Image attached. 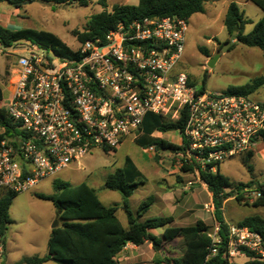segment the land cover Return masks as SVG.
<instances>
[{
	"label": "built area",
	"instance_id": "1",
	"mask_svg": "<svg viewBox=\"0 0 264 264\" xmlns=\"http://www.w3.org/2000/svg\"><path fill=\"white\" fill-rule=\"evenodd\" d=\"M188 30L189 19L177 16L121 22L104 38L85 40L71 59L30 42H22L26 49L8 48L16 63L2 108L14 134L0 137V190L27 192L94 150L115 152L142 134L149 113L171 121L186 116L176 132L180 149L171 155L180 167H192L198 181L200 171L215 172L228 159L263 149L264 101L197 90L179 69ZM243 193L262 196L257 188ZM204 210L214 214L213 202ZM220 231L216 222L206 233L211 244L204 264L218 255ZM246 251L264 257L263 238L229 225L224 258L234 264Z\"/></svg>",
	"mask_w": 264,
	"mask_h": 264
},
{
	"label": "rangeland",
	"instance_id": "2",
	"mask_svg": "<svg viewBox=\"0 0 264 264\" xmlns=\"http://www.w3.org/2000/svg\"><path fill=\"white\" fill-rule=\"evenodd\" d=\"M138 3L139 0H88L87 6H81L79 3L56 5L45 0H35L24 4L20 9H15L7 3H0V26L10 30L30 28L51 32L73 51H77L87 39L85 35L93 16L111 13L114 6H136ZM231 3L238 4L245 16L252 21L246 25L245 34L250 33L254 25L263 17L262 10L246 0L216 2L208 0L205 4V12L195 14L189 19V30L179 69L190 76L197 90L224 93L231 87L245 86L255 78L264 76L263 52L259 48L248 47L241 43L233 45L235 41L224 27V19ZM226 43H228L227 47H225ZM16 47L26 49V45L22 43ZM199 47L208 48L212 57L219 53L220 56L212 67L208 66L211 58H206L199 51ZM223 48H226L224 52ZM9 50L0 45V85L4 90L5 98L12 90L10 74L7 75L6 71L10 73L16 63V58L8 55ZM205 75L207 81L204 84ZM251 96L258 101H264V86ZM4 104L6 101H2L0 107ZM155 137L176 146L181 143V136L176 132L155 134ZM171 154L167 149H161L158 154H151L147 149L138 146L130 137L115 152L94 150L79 163L72 164L27 192L18 193L9 211L12 224L2 239L4 244L0 243V264L4 260L7 264H25L26 260L47 253L49 234L53 224L58 220L53 203L39 199L37 195L53 196L54 182L57 180L70 186L86 183L95 189L98 198L105 206L121 204L122 195L104 188V184L109 174L124 166L127 157L134 162L141 173V179L145 182L129 198L132 211H137L142 202L151 199L152 208L147 211L146 217L160 215L175 217L177 227L193 226L200 221L211 230L217 221L214 214L204 210V206L212 202L211 193L193 173L180 172V166ZM242 158L236 156L226 160L221 166L222 173L235 183L254 181V188L259 189L258 185L264 188V146L252 155L249 162L253 168L252 172L247 170ZM161 175H164V179H161ZM189 182L199 186H188ZM159 192L166 194L169 200L168 203L164 202L166 206L162 209L161 202H154ZM242 197L241 202L235 198H232L226 206L224 205L227 201L224 202L223 215L226 222L234 224V221L252 215L264 218V206H254L256 198L249 193H243ZM117 215L124 226L126 224L124 210L119 209ZM159 231L160 229L155 231L158 236ZM152 246L149 244L148 248L153 250L154 246ZM146 249L140 248V250ZM184 250L182 240L176 238L164 246L162 253L166 256L159 261L166 264L169 261L172 264L182 256ZM247 260L248 258L245 257H237L233 259V263L243 264ZM43 264L57 263L52 261Z\"/></svg>",
	"mask_w": 264,
	"mask_h": 264
},
{
	"label": "trees",
	"instance_id": "3",
	"mask_svg": "<svg viewBox=\"0 0 264 264\" xmlns=\"http://www.w3.org/2000/svg\"><path fill=\"white\" fill-rule=\"evenodd\" d=\"M35 0H0L15 9H20L24 4ZM47 2L61 5L79 3L87 6L88 0H45ZM208 0H139L138 5L114 6L111 13H102L93 16L88 24L85 37L88 39L104 38L109 30L115 28L121 22H130L143 18H165L177 16L190 19L195 14L205 12V4ZM260 8L263 12L262 19L257 22L252 31L245 34L246 25L252 23L236 3L228 6L224 19V27L227 33L235 41L233 45L241 43L248 47L259 48L264 56V0H246ZM22 42H30L43 49L52 51L62 58H75L77 52L73 51L58 36L51 32L24 28L10 30L0 26V45L11 48ZM84 42V41H83ZM232 45V46H233ZM199 51L206 57L212 58V54L206 47H199ZM9 75V71H6ZM207 81L204 76L203 83ZM264 86V76L255 78L250 84L241 87H231L229 93L251 95L260 87ZM5 93L0 86V102ZM186 124V116L171 121L160 115L149 113L145 116L141 131L142 134L134 142L143 149L155 145L158 150H179L180 147L168 141L153 137L154 133L166 134L170 132H182ZM0 128L4 133L0 136L8 137L14 134L13 126L8 118L7 112L0 107ZM264 140V131L262 133ZM252 153L243 157L242 161L249 172L253 171L249 164ZM180 172L193 173L189 166L180 167ZM200 179L212 194V202L215 207V219L220 224V236L222 244L218 255L212 259L210 264H228L224 258L226 244L228 241V223L223 215V204L230 198L242 201L243 191L254 188V181L249 183H235L222 174L221 168L215 172L209 169L200 171ZM144 184L141 173L134 162L127 157L122 168L116 169L109 174L105 180L104 188L119 192L122 195V206L128 220V227L124 228L117 219L118 206H105L98 198L95 189L81 183L70 186L61 181L54 182L55 194L50 197L37 195L39 199L51 201L56 209L58 226L52 229L48 243L47 254L42 257H34L26 260L25 264H43L53 261L57 264H119L118 255L123 248L132 243L142 246L145 242L157 246L166 245L176 238H180L184 244V253L174 260L172 264H204L211 240L207 236L209 228L202 222L193 226L177 227L171 226L173 217H148L145 214L151 205V199L142 202L136 212L130 209L129 198ZM262 196L257 199L254 206H264V188L258 185ZM18 193L10 190H0V243L7 230L12 224L10 218V207L13 199ZM247 227L261 235L264 240V218L252 215L244 218L238 224ZM165 229L163 236L158 239L151 231ZM3 243V242H2ZM4 244V243H3ZM248 261L243 264H264V257L253 252H245ZM157 264H166L158 261ZM168 264L169 263L168 261Z\"/></svg>",
	"mask_w": 264,
	"mask_h": 264
},
{
	"label": "crops",
	"instance_id": "4",
	"mask_svg": "<svg viewBox=\"0 0 264 264\" xmlns=\"http://www.w3.org/2000/svg\"><path fill=\"white\" fill-rule=\"evenodd\" d=\"M213 2H216L217 0H212ZM1 86V85H0ZM2 102V101H1ZM0 102V103H1ZM156 134H161V133H156ZM222 172V171H221ZM223 174V173H222ZM229 178V177H228ZM161 179H164V175H161ZM144 184H145V182H144ZM143 184V185H144ZM142 185V186H143ZM197 184H195V186H196ZM199 186V185H198ZM141 187V186H140ZM139 187V188H140ZM138 188V189H139ZM137 189V190H138ZM208 190V189H207ZM212 195V194H211ZM168 197L166 196V194H162V192H159L158 193V195L156 196V198H154V202H157V201H159V202H161L160 204H161V206H160V208L162 209V208H165V203H168V199H167ZM232 200V198H230V199H228L227 200V202H225V205L224 206H226V204H228L230 201ZM165 202V203H164ZM211 203V202H210ZM152 204V203H151ZM115 205V204H114ZM119 208H118V210L119 209H122L121 208V206H122V202H121V204H116ZM113 206V205H112ZM140 206V205H139ZM151 206V205H150ZM149 206V210L152 208V206L150 207ZM139 208V207H138ZM131 209V208H130ZM118 210H117V213H118ZM123 210V209H122ZM138 210V209H137ZM134 212V211H133ZM136 212V211H135ZM149 212V211H148ZM147 212V213H148ZM117 213H116V215H117ZM146 213V214H147ZM146 214H145V218H148V217H146ZM125 216H126V213H125ZM161 216H163V215H160V216H158V217H161ZM117 219H118V215H117ZM173 219H174V222H173V224L171 225V226H176V218L175 217H173ZM118 221H119V219H118ZM226 221V220H225ZM241 220H238V221H234V224H232V223H228V225H237L239 222H240ZM120 222V221H119ZM122 225V224H121ZM123 226V225H122ZM124 228H127L128 227V220H127V216H126V224L123 226ZM157 229H155V230H153V231H151V233L155 236V237H157L158 239H160L162 236H163V234L165 233V229H163V228H161L160 229V231H159V236L158 235H156V231ZM51 231H52V229H51ZM51 231H50V234H51ZM50 234H49V237H50ZM48 240H49V238H48ZM47 243H48V241H47ZM3 244V243H2ZM149 244H152V243H149V242H145V244H143L142 246H136V245H134V244H132V243H128L124 248H123V250L120 252V254L118 255V261H119V263L121 262L122 264H157L158 263V261L160 260V259H162V258H165V256H166V254H163L162 253V250L164 249V246L165 245H163V246H160V249H162V250H157L156 249V247H153V250L152 249H150V248H148V246H149ZM153 245V244H152ZM141 247H145V248H147L146 250H140V248ZM47 254V253H46ZM46 254H44V255H46ZM43 255V256H44ZM42 257V256H41ZM242 257H245V258H247L246 256H242ZM248 261V260H247ZM50 262H52V261H48V262H46V263H50ZM2 263H4V264H7V261H3ZM1 263V264H2Z\"/></svg>",
	"mask_w": 264,
	"mask_h": 264
},
{
	"label": "water",
	"instance_id": "5",
	"mask_svg": "<svg viewBox=\"0 0 264 264\" xmlns=\"http://www.w3.org/2000/svg\"><path fill=\"white\" fill-rule=\"evenodd\" d=\"M227 46H228V43L225 44V47H227ZM225 50H226V48H223V49H222L223 52H224ZM219 56H220L219 53H217L214 57H212V58H211V61L209 62V65H208V66H209V67H212L213 64L215 63V61L219 58ZM170 152L173 153L174 151H173V150H170ZM198 185H199V184H197L196 186H198ZM58 224H59L58 221H56V222L53 224L52 229L56 228V227L58 226ZM153 246L156 247L157 250H160V246H157V245H155V244H153ZM2 264H4V263H2Z\"/></svg>",
	"mask_w": 264,
	"mask_h": 264
}]
</instances>
